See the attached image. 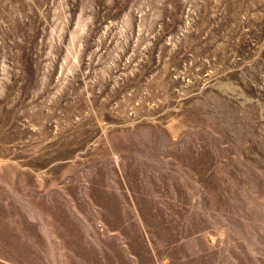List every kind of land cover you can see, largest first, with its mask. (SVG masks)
Listing matches in <instances>:
<instances>
[{"label": "rangeland", "instance_id": "obj_1", "mask_svg": "<svg viewBox=\"0 0 264 264\" xmlns=\"http://www.w3.org/2000/svg\"><path fill=\"white\" fill-rule=\"evenodd\" d=\"M0 264H264V0H0Z\"/></svg>", "mask_w": 264, "mask_h": 264}]
</instances>
